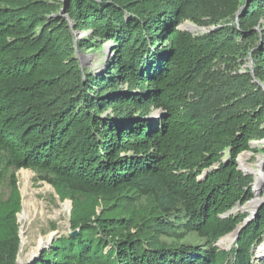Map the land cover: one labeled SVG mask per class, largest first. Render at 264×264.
I'll list each match as a JSON object with an SVG mask.
<instances>
[{
  "label": "trees",
  "instance_id": "16d2710c",
  "mask_svg": "<svg viewBox=\"0 0 264 264\" xmlns=\"http://www.w3.org/2000/svg\"><path fill=\"white\" fill-rule=\"evenodd\" d=\"M263 20L264 0H0V264L21 247L22 168L71 200L77 232L26 264H253L264 204L217 243L254 196L238 157L264 139ZM103 40L106 69L84 70ZM249 55L263 88L227 74Z\"/></svg>",
  "mask_w": 264,
  "mask_h": 264
},
{
  "label": "rangeland",
  "instance_id": "374dc122",
  "mask_svg": "<svg viewBox=\"0 0 264 264\" xmlns=\"http://www.w3.org/2000/svg\"><path fill=\"white\" fill-rule=\"evenodd\" d=\"M72 26L74 27L75 25L72 24ZM211 27L213 26L198 24L192 19H186L180 25V29L188 31L193 35L205 34ZM75 34L77 38H81L89 35L90 31H76ZM101 43L102 47L96 51L84 50L76 53L84 70L103 72L106 69L107 61L115 54L113 51L114 43L112 40H103ZM219 68L223 72H227L225 64H219ZM247 72L256 78L251 55L239 57L237 63H234L227 74L234 76L236 74L243 75ZM255 81L260 82L257 78ZM255 81L253 80L252 82L254 83ZM260 86L263 88L261 82ZM252 143H254L253 145L251 144L252 150L241 153L238 157V163L239 168L245 174L252 175L254 178V196L247 203L243 205L238 204L231 210V213L234 214L246 212L250 218L254 217L253 212L264 201V164L260 167L261 159L264 162V143L262 141H253ZM255 149L259 150L254 151ZM16 175L22 196V210L18 214L21 247L17 264H19V258L22 260L21 264H26L32 261L35 256L38 258L41 252L45 248H48L57 237L75 235L77 232L72 229L70 222L72 210L71 200L67 199L63 201L52 185L45 180H41L38 174L31 169L22 168L16 171ZM260 180L263 185L260 191H258L260 194L257 196L255 189ZM4 192L5 195H8L9 190L7 185L4 187ZM256 197L259 198L260 202L258 207L253 211L249 208V205ZM185 241L195 242L197 240L188 238ZM235 242L236 239H234L233 244L223 245L220 241L219 247L221 249L231 250ZM263 244L264 242L254 249L253 264H264V251H261L264 248Z\"/></svg>",
  "mask_w": 264,
  "mask_h": 264
},
{
  "label": "bare ground",
  "instance_id": "6f19581e",
  "mask_svg": "<svg viewBox=\"0 0 264 264\" xmlns=\"http://www.w3.org/2000/svg\"><path fill=\"white\" fill-rule=\"evenodd\" d=\"M263 143H264V141H263ZM254 143H252V145H253ZM263 164H264V162H263V160L261 159V164H260V167L261 166H263ZM256 172H258V170H256ZM263 184H262V181L260 180L259 182H258V184L256 185V189H255V193H256V195L258 196V194H260V193H258V191H260V189H261V186H262ZM259 202H260V200H259V198L258 197H256L255 199H253L251 202H250V205H249V208L251 209V210H255L257 207H258V204H259ZM236 234H237V231L236 232H234V233H232V234H228L227 236H225V237H223L220 241H221V244H226V245H229V244H233V242H234V239H235V237H236ZM220 241H219V244H220ZM33 253V252H32ZM20 257V256H19ZM21 259L19 258V264H21Z\"/></svg>",
  "mask_w": 264,
  "mask_h": 264
},
{
  "label": "water",
  "instance_id": "95a60500",
  "mask_svg": "<svg viewBox=\"0 0 264 264\" xmlns=\"http://www.w3.org/2000/svg\"><path fill=\"white\" fill-rule=\"evenodd\" d=\"M261 141L263 142L264 139L261 140ZM254 143H255V142H254ZM262 204H264V201H262L261 204H260V206H259V207L253 212V213H254V216L256 215L257 211H258L259 208L262 206ZM250 221H251V218H250V217L247 218L246 223L240 225L235 231H233V232H231V233H229V234H232V233H234V232L237 231L236 238H235V239H237V237H238L239 234L241 233L242 229H243V228L245 227V225L248 224ZM219 241H220V240H219ZM217 245L219 246V242L217 243ZM263 246H264V244H263ZM36 259H37V256H35V257L33 258V260H36Z\"/></svg>",
  "mask_w": 264,
  "mask_h": 264
},
{
  "label": "built area",
  "instance_id": "2783aa9c",
  "mask_svg": "<svg viewBox=\"0 0 264 264\" xmlns=\"http://www.w3.org/2000/svg\"><path fill=\"white\" fill-rule=\"evenodd\" d=\"M263 250H264V248L261 251H263Z\"/></svg>",
  "mask_w": 264,
  "mask_h": 264
}]
</instances>
